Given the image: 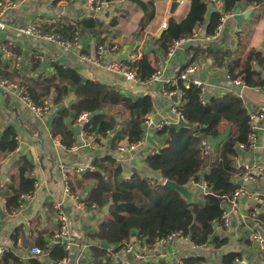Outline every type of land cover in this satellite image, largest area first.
<instances>
[{
    "label": "crops",
    "instance_id": "crops-1",
    "mask_svg": "<svg viewBox=\"0 0 264 264\" xmlns=\"http://www.w3.org/2000/svg\"><path fill=\"white\" fill-rule=\"evenodd\" d=\"M15 1V7L1 18L5 28L0 30V81L19 83L28 89L35 86L36 82L41 85L43 80L54 76L55 67L70 69L80 80L97 81L125 98L149 96L152 109L144 118L150 116L154 124H158L164 120H177L173 110L176 104L181 106L180 93L167 90L176 85L178 77L189 66L196 65L197 71L188 75L187 83L199 80L205 88L206 99L230 93L242 100L248 114L264 107V84L261 87H249L243 79L237 78L235 80L244 83L238 93L233 89L229 77V69L234 68V74L241 70L251 51L260 57L264 56V3L236 5L235 8L242 15L249 13L247 19L237 22L233 15L225 19L219 35L214 39H208L211 34L206 33V25L197 27L192 31L197 30V37L180 45L168 56V48L164 49L157 40L170 20L179 23L186 17L190 8L188 0H178L179 4L173 13L170 11L171 0H138L147 4V12L133 0H112L109 3L97 0L99 10L90 9L87 0ZM208 2L207 9L211 7L215 10L213 13L221 14L218 24L224 14V5L221 0ZM29 26L47 33H57L65 40L73 37L69 38L71 32L68 27H74L73 34L77 36V42L66 52L59 45L20 32ZM98 47L103 50L100 58L96 54ZM194 51L200 53L199 56H194ZM145 55L153 68L148 71L149 74L159 72L158 80L127 82L107 73L101 66L108 62H121L135 70L139 77L133 65ZM82 56L98 59L100 66L84 61ZM250 65L264 79L263 67L256 62ZM58 80L56 77L53 83L59 84ZM59 85L65 87L68 83ZM68 87L61 101H54L53 87L47 97L40 98L37 105L44 102L49 104L48 112L41 118L17 96L5 92L0 86V140L10 131L17 143L16 149L10 153L0 150V248H4L5 253L14 254L18 259L17 264H32L31 260H37L40 264H53L46 253L34 256L30 250L33 247L49 250L54 246L53 235L59 228L58 209L68 217L69 239L73 243L71 249L66 251L67 257L59 262L92 264L91 235L97 231L98 223L108 218L110 209V203L97 207L87 201L95 185L87 173L97 171V164L103 162L101 160L111 158L113 161L112 164L101 163L105 165V172L100 173L106 179H112L116 170L118 181L130 180L133 176L147 180L150 185L156 182L164 185L168 181L145 162L149 154L164 147L165 137L158 136L155 127L144 129L143 138L135 143L134 151L119 152L118 146L129 144L127 137L115 142L112 139L122 131L127 112L120 105L104 104L96 114L112 118L114 127L107 130L105 135L94 133L88 136L82 126L91 118L79 122L80 115L75 119L70 107L76 97L72 87ZM170 92L177 94L170 96ZM65 109L68 113L63 122L72 133V136L69 134L66 137V142L72 141L70 146L64 142L61 133L52 132L55 118ZM76 129H79V133H76ZM239 151L240 154L234 160L235 169L237 164L243 163L264 167V119L255 130L254 142L246 148H239ZM23 162H28L32 167L29 177L34 183L33 191L19 197L17 208H8L7 196L17 190L19 169ZM60 166L75 170L68 178L70 195L63 191ZM236 171L231 181L238 183L239 188L246 189L248 195L239 200L235 209L230 207L228 201L222 205V209L227 212V224L215 220L213 233L204 245L195 246L187 237L164 243L157 239L155 243L145 245L133 229L122 246L132 245L135 252L143 255L144 261L136 260L133 253L122 248L118 250L114 245H105L107 251L103 262L108 259L110 264H182L188 258L202 257L204 262L201 264H223V257L237 254L240 257L239 264H264V250L252 241V232L242 219L253 208L264 215V199L261 202L257 200L258 195L264 197V175L249 181L243 178L242 171ZM187 189L192 195V203L203 201V196L208 192L203 182H190ZM215 239L225 242L216 246L213 242ZM40 242L43 247L39 246ZM83 246L85 249L81 252Z\"/></svg>",
    "mask_w": 264,
    "mask_h": 264
},
{
    "label": "trees",
    "instance_id": "trees-1",
    "mask_svg": "<svg viewBox=\"0 0 264 264\" xmlns=\"http://www.w3.org/2000/svg\"><path fill=\"white\" fill-rule=\"evenodd\" d=\"M100 1L109 3L112 0ZM133 1L147 12V4L138 0ZM188 1H190V8L186 17L179 23L170 20L157 40L164 49H167L173 42L190 36L195 28L203 25H206L207 34L213 33L221 14L213 13L209 19H206L205 13L210 0ZM221 1L224 5L222 10L224 13L231 12L240 3L246 5L264 3V0ZM68 28L71 32L69 38H71L74 36V27ZM199 54L194 51V56H199ZM251 62H256L264 70V56L260 57L258 53L251 51L241 70L234 74V68L229 69L230 79L241 78L246 86L261 87L264 79L251 67ZM133 66L136 67L140 80L150 79L151 73L149 74L148 71L153 68L148 56H143ZM56 77L59 79V84L67 82L68 86L70 85L73 89L76 100L71 104L70 109L74 111L75 119L82 114H94L82 126V130L88 136L94 133L105 135L107 130L113 129V119L103 114H96V112L101 111L104 104L120 105L123 111L127 112V118L122 131L113 136L112 142L120 141L124 137H127L130 144L141 141L144 116L152 109V100L149 96L138 99L125 98L102 83L80 80L74 71L55 67L54 76L43 80L41 85L36 82L35 86L28 87V94L35 104H39L41 97H47L52 87L55 91L54 101L62 100L69 87L54 84ZM167 91L182 92L178 113L187 125L173 124L157 131L158 136L165 137L164 147L149 154L145 162L163 179L179 186H187L190 182H203L208 192L203 196V201L187 203L180 193L159 182L150 185L147 180L138 176H133L130 180L118 181L116 170L112 179L110 177L106 179L100 173V171L105 172V165L101 163L112 164L113 161L111 158L101 160L103 162L97 164L99 165L97 171L87 173V176L95 181L87 201L90 205L97 207L110 203V209L108 218L100 221L97 231L91 235L92 264H110L108 259L104 262L102 260L107 251L105 245H114L116 249H121L133 229L137 231V237L145 245L153 244L157 239L166 238L173 232L189 238L195 246L204 245L213 233V222L218 221L224 211L222 205L239 188L238 183L231 181V176L237 172L234 160L238 155V145H243L244 148L249 146L247 135L250 130L249 115L242 100L236 95L227 93L208 99L204 97L205 104L202 105L200 89L192 83L184 84L182 80H178L176 85L168 88ZM67 113L66 109L59 112L53 122L52 132L53 134L61 133L64 142L70 146L72 141L66 142V137L69 134L72 136V133L68 131L63 122ZM227 129H230L227 140L213 152L211 151L208 156H203L199 135L217 138ZM11 135L9 131L0 140L2 152L10 153L16 149L17 143ZM31 170V165L23 162L19 169L17 190L7 196L8 208H17L19 197L33 191L34 183L29 177ZM213 242L216 246H220L225 240L215 239ZM39 246L43 247V243L40 242ZM43 252L53 264H58L67 257V252L58 242L51 249L43 250ZM223 258V264H233L240 257L237 254H228ZM202 262H204L202 257H191L184 260L182 264H201ZM17 263V257L10 252L5 253L0 260V264ZM31 263L40 264L37 260H31Z\"/></svg>",
    "mask_w": 264,
    "mask_h": 264
},
{
    "label": "built area",
    "instance_id": "built-area-1",
    "mask_svg": "<svg viewBox=\"0 0 264 264\" xmlns=\"http://www.w3.org/2000/svg\"><path fill=\"white\" fill-rule=\"evenodd\" d=\"M16 2L17 1H15V0H0V30H4V28H5L4 23L1 21L2 16L7 11L14 8L16 5ZM96 4H97V0H87V5L90 9L99 10L100 5H96ZM232 15H233V12L224 13L222 15V17L220 18L219 23L216 26V29L208 37V39L216 38L221 31L222 24L225 21V19L232 17ZM20 32L24 35L41 38V39H44V40H46L52 44L59 45L66 52L71 50V48L77 42V36L76 35H74L71 40H65L57 33H47V32H44L43 30L36 28L34 26H29V27L23 28ZM196 37H197V30L195 32H192V34L190 36L173 42L168 47L167 55L171 56L173 51L175 49H177L178 47H180V45L187 43V42H191ZM102 53H103L102 47H98L97 53H96L97 57L100 58ZM82 59L88 63L91 62L94 65L100 66L98 59H92L90 56H82ZM101 66L104 69V71H106L107 73L117 75V76L123 78L127 82H138L139 81V77L136 74L135 70L130 69L127 65H124L121 62H116V61L115 62H108V63H105ZM195 71H197L196 65L189 66L178 77V80H182L186 84L188 82V80H187L188 75L195 73ZM158 78H159V72L152 74L150 77V80H158ZM227 78L229 79L228 76H227ZM192 84L195 85L198 89H200V100H201V104L204 105L205 104V98H204L205 97V88L203 87L202 83L199 80H194L192 82ZM232 85L242 87V86H244V83L242 81H239V80H232ZM0 86L4 89L5 92H8V93L10 92V93L14 94L15 96H17L22 102H24L30 108V110L37 117L42 118L48 112L49 104L47 102H44L41 105L35 104L31 100L25 86H23L19 83L8 81V80H1ZM175 94H177V93L176 92H170L169 93L170 96L175 95ZM178 95H179V98H181L183 96L182 92H180V94H178ZM179 107H180V105L176 104L174 106V110H173V112H175L177 114V120H175V121L164 120L158 124H154V122L152 121V118L150 116H147L143 120L144 129H146L148 127H155L157 129V131H159L163 127L170 126L173 124H177L178 120H180V119L183 120V118L178 113ZM248 115H249V128H250V130H249V134L247 136V142L249 144H252L254 142V138H255V130H257V128H258L259 122L264 119V107L260 108L259 110H254L253 112H250ZM88 116H90V114H82L78 121L79 122L85 121ZM200 146H201L203 156H208L211 153V147H210L208 141L201 140ZM135 148H136L135 143L134 144L129 143L126 145H120V146H118L117 149L119 152L129 153V152L134 151ZM239 148L243 149L244 146L239 145ZM60 169H61L62 180L64 183L63 191L66 195H70L68 178L72 172H75V170H73V168H70L68 166H60ZM236 169L242 171L243 178L248 179L249 181L254 180L257 176L264 175V167L254 165V164H247V163L237 164ZM247 195H248V191L246 189L239 188V189L235 190L233 192L232 196L230 197V199L228 200L230 207L232 209H235L239 200L243 197H246ZM263 199H264V197L262 195H258V199H257L258 201L261 202V201H263ZM226 216H227V212L224 210L220 219H219L220 223L223 225L227 224ZM242 219H243L244 223L249 227V230L252 232L251 233L252 241L256 242L258 244V246L262 250H264V215H260L258 213V210L256 208H253L248 213V215L244 216ZM58 222H59V228L55 232V234L53 235V241L55 243L56 242L60 243L63 246L64 250L68 252L71 249V247L73 246V243L69 239L70 238V230H69V226H68V217H67L66 213L60 209H58ZM178 238H182V236L178 232H173L170 235H168L166 238H161L159 241L161 243H164L167 241H173V240L178 239ZM84 249H85V246H83L81 248V252ZM122 249L128 253L129 252L133 253L134 258L136 260H138L140 262L144 261L143 255L141 253L135 252L133 250L132 245H130V244L123 245ZM4 253H5V249L0 248V260H1L2 256L4 255ZM30 253L34 256H41L45 252H43V250H41L38 247H33V248H31ZM234 262L236 264H239L240 260H235ZM263 262H264V259H263ZM58 264H66V262L62 261V262H59ZM79 264H81V263H79Z\"/></svg>",
    "mask_w": 264,
    "mask_h": 264
},
{
    "label": "water",
    "instance_id": "water-1",
    "mask_svg": "<svg viewBox=\"0 0 264 264\" xmlns=\"http://www.w3.org/2000/svg\"><path fill=\"white\" fill-rule=\"evenodd\" d=\"M179 2L178 0H171V13L174 12L175 8L178 6ZM215 12V10L211 7H208L207 12L205 17L209 18L210 15ZM249 13H246L245 15L239 13V9L235 8V10L233 11V19L237 22H241L244 18H248ZM233 89L236 90L238 93L241 91V86H233ZM99 113V112H97ZM94 114H91L90 116L87 117V119H90ZM178 124L182 125V126H186L187 123L184 122L183 120H178ZM193 129H196L195 127H193ZM76 133H79V129H76ZM230 133V129L225 130L221 135H219L217 138H211L205 135H199V139L201 140H206L208 141L212 152L218 147L221 146L228 138V135ZM238 154H240V151L238 152ZM166 186H168L170 189L180 193L182 195V197L186 200L187 203H192L191 202V193L189 192V190L187 189V186H179L174 182L171 181H166L165 184Z\"/></svg>",
    "mask_w": 264,
    "mask_h": 264
}]
</instances>
